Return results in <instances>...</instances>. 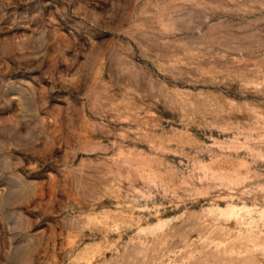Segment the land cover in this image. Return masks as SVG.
I'll list each match as a JSON object with an SVG mask.
<instances>
[{"label":"rangeland","instance_id":"374dc122","mask_svg":"<svg viewBox=\"0 0 264 264\" xmlns=\"http://www.w3.org/2000/svg\"><path fill=\"white\" fill-rule=\"evenodd\" d=\"M0 264H264V0H0Z\"/></svg>","mask_w":264,"mask_h":264}]
</instances>
